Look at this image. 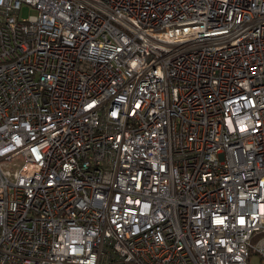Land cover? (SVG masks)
I'll list each match as a JSON object with an SVG mask.
<instances>
[{"label":"built area","instance_id":"obj_1","mask_svg":"<svg viewBox=\"0 0 264 264\" xmlns=\"http://www.w3.org/2000/svg\"><path fill=\"white\" fill-rule=\"evenodd\" d=\"M252 252L264 0H0V264Z\"/></svg>","mask_w":264,"mask_h":264},{"label":"rangeland","instance_id":"obj_2","mask_svg":"<svg viewBox=\"0 0 264 264\" xmlns=\"http://www.w3.org/2000/svg\"><path fill=\"white\" fill-rule=\"evenodd\" d=\"M37 14V11L35 9H29L27 7H24L20 11V18L26 19L29 17V15H35ZM249 264H264V259L257 256L255 253L252 252V255L249 260Z\"/></svg>","mask_w":264,"mask_h":264}]
</instances>
